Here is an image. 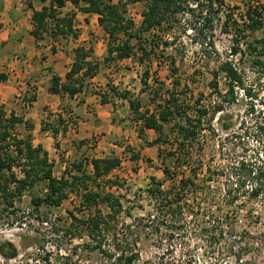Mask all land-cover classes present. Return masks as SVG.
Wrapping results in <instances>:
<instances>
[{"label": "trees", "instance_id": "16d2710c", "mask_svg": "<svg viewBox=\"0 0 264 264\" xmlns=\"http://www.w3.org/2000/svg\"><path fill=\"white\" fill-rule=\"evenodd\" d=\"M66 1L83 12L98 14V24L107 35L104 63L112 61L116 64V61L126 58L137 59L139 63L151 62V57L161 61L162 57H166L164 55L168 48L174 46L175 53L181 52V48L185 49L180 44V38L190 36L189 40L196 50L193 52L198 58V68L194 69V74L204 71L202 68H207L213 59L216 61L214 67L207 69L210 74L207 85L215 95L201 102V94L193 100L192 105L185 106L188 98L182 94H187L186 91H176L180 87L190 91L188 81L177 73L176 59L170 55V89H167V97L162 99L158 97V89H153L149 102L155 103L154 110L144 107V101L134 93L110 84L100 93L102 103L112 102V97L127 101L128 118L138 126L137 134L143 141L142 145L157 146L158 156L163 154L161 144L168 143L170 138V150L165 154L170 158L171 165L162 167L164 179L151 176L145 189L151 210L140 216L126 211V216L131 219L128 223L122 217L124 206L120 195L112 190L118 181L110 178V173L121 165L118 155L112 153L104 157L74 160L57 177L53 173L54 162L48 152L41 144L34 145L32 142L29 130L33 123L13 111L7 114L0 106V225H11L18 217L25 220L19 214L17 202L30 191L31 208L26 211L29 219L26 222L18 221V224L27 227L26 230L30 232V235L22 238L30 241V246L38 247V250L44 251V243L40 244L38 236L46 230L53 235H68L70 239L85 236L87 242L82 246L98 251L99 261L96 264H140L137 246L143 237L164 243L167 253H172L178 243L180 254L176 264H193L190 259L193 238L196 243H201L203 255L218 247L222 241L227 244V249H233L236 239L224 238V235L234 230V215L250 199L260 197L264 200V157L258 149L264 144V116L248 122L241 119L235 126L236 120L226 112V106L234 102L239 92L252 100L246 106V113L255 111L253 102L258 95L245 79V68L254 67L264 72V37L248 39L247 33H254L262 27L263 6L247 4L239 24L223 9L224 0H50L41 9H32L31 34L34 37H78L79 32L74 27L75 13L62 11ZM137 2L143 4L138 24L127 14L128 6ZM221 12L225 17L221 29L230 34L232 43L231 57L225 58L216 51L213 38L214 25L219 21ZM120 34L124 37H120ZM74 51L75 60L66 72V80L62 82L54 75L51 92L72 96L96 75L99 61L92 55V48L76 47ZM237 54H240L239 59L247 56L249 62L246 67L234 61ZM5 78L6 75L0 73V80ZM148 80L149 69L146 68L140 80L144 85L141 92L147 89ZM260 108L263 109L259 111L263 110L264 113V107ZM213 119L218 121L222 132L234 130L235 127L242 129L246 127L245 123L251 124L257 143L253 157H240L224 167L208 164L204 168L200 156V136L204 130L214 132ZM20 124L24 125L26 133L21 134L16 130ZM168 124L170 126L166 130ZM146 129H152L157 136L148 141L145 138ZM55 132L56 129L54 136ZM55 144L57 146L58 143ZM138 156V152L132 154L133 159ZM37 185L44 187V195L31 192ZM70 191L80 193V204L90 210L89 215L86 219H80L68 211L71 221L67 226L60 223L58 226L41 208L59 206ZM239 199H242L240 203ZM101 204L105 205L106 212L100 209ZM245 211L252 213L249 207ZM62 227L66 229L62 230ZM238 240L243 241L240 237ZM249 245L250 242L245 241L243 246L249 248ZM17 254L18 249L14 244L7 239L0 241V256L11 259ZM240 254L235 256V261L242 262ZM31 262L37 264L38 259H31Z\"/></svg>", "mask_w": 264, "mask_h": 264}, {"label": "rangeland", "instance_id": "374dc122", "mask_svg": "<svg viewBox=\"0 0 264 264\" xmlns=\"http://www.w3.org/2000/svg\"><path fill=\"white\" fill-rule=\"evenodd\" d=\"M247 4L259 7L263 6V25L254 33L245 32L248 35V39H252L253 37H264V0H224L223 9L227 11L230 16H233L240 24L244 17ZM68 5L70 6L69 3ZM142 7L143 4L141 2H137L129 5L127 8L128 16L133 19L136 24L140 21V11ZM224 18V13L221 12L219 21H216L214 25L213 37L216 51L222 58L231 55L230 46L232 44L230 34L225 33L223 28L221 29ZM98 35H101V32H99ZM105 37H107V35ZM120 37H124V35L120 34ZM154 39L157 41L156 37H154ZM189 39L190 36L183 35L180 38V44H183L185 49L181 48V52L175 53L173 48L174 46L168 48V50H166V55H164L166 57H162L161 61L157 57H151V62L145 61L143 63H139V61L134 58H127L120 61L118 60L116 61V64L112 61H107L105 64L108 65L109 69H111V73L113 74L110 78L111 82L109 84L116 86L119 89L128 90L134 93L144 101V107L149 110H154L156 108L155 103L149 102V97L152 96L153 89H158L157 94L161 99L163 97H167V89H170L171 78L169 76L168 68V55H170V57H175L176 59V65L179 69L177 73L182 79H186L188 81L190 91L188 89H184V87H180L176 91V93L181 92L182 90L186 91L187 94H182L183 97L188 98V102L184 103L185 106L192 105L193 100L201 94V102L206 100L208 101V99L215 95L210 92L211 89L207 85L210 79L208 71L216 65V61H213V59L207 68H202L204 71L195 72L194 74V69L198 68L196 65L198 58L193 52L196 51L195 45L191 43ZM134 41L135 39L131 40L132 43ZM105 55L106 52L103 57ZM239 56L240 54H237L236 57L234 56V61L238 65L246 67L249 62L247 56L243 55L242 59H239ZM101 61L104 63L103 58ZM146 68L149 69V80L147 89L144 92H141V87L144 85L141 84L140 80ZM207 69L209 70L207 71ZM245 70V79L255 88L258 96L253 102L255 105V111L253 113H246V106L249 105L252 100H250V98H245L240 92L234 102L226 106V112L236 120L235 126H237L236 124H238L241 119H246L248 122L250 119L251 121H255L256 119H260L264 116L263 110L259 111V109H263L260 108L261 106L264 107L262 105V101H264V72L254 67H246ZM101 75H105V73ZM155 79H157V81ZM221 87L224 88L222 83ZM116 99L120 100V98L117 97ZM122 100L124 99H121V101ZM245 125V129L235 127L234 130L232 129L228 132H222L219 128L218 121L213 119L212 127L214 128V132L204 130L200 136L199 147L202 148V155L200 154V156L204 163V168H206L208 164L212 167H224L233 163L240 157H250V155L253 157L255 154L253 150L254 148L256 149L257 143L253 138L251 124L245 123ZM169 126L170 124L165 127L166 130ZM234 131L239 132V134ZM137 136L138 134L136 128L132 134H130V132L120 134L117 136L118 138L113 137L109 140L104 139L103 143L104 147H109L107 141L112 142L113 145L110 146L111 149L109 150V153H114L121 159L120 167L110 173V178L117 179L118 181L117 185L112 187V190L117 195H120L124 206L122 217L127 223L131 221V219L126 216V211H130V213L134 216H140L151 210L150 198L145 192L146 187L149 185L150 177L155 176L158 179H164L162 167H170L171 165L170 158L165 154L168 150H170V138L168 143L161 144L163 154L158 156L157 146L145 148L141 147L143 141ZM156 136L157 133L153 130L145 133V138L148 141L153 140ZM100 138L101 137L99 135H95L87 138L86 140H82L85 141V146L82 149L84 153H82L79 158H89ZM258 149L264 157V144L263 146H259ZM63 152V154L60 152L59 155L54 157L56 162H54L53 165V173L57 177L62 174L65 167H68L72 161L78 160L76 157L74 159L72 153ZM137 152L139 153L138 158L133 159L132 154ZM189 165H191L190 162ZM17 172L20 174L18 169ZM221 181H223V178ZM165 185L167 186L168 183L166 182ZM31 192L44 195L45 190L42 185H37L31 190ZM79 194L80 193L76 191H70L68 197L64 199L59 206L54 208L42 207L41 209L44 212H47L51 221L56 222L58 226L59 223L63 226H67L71 221L68 211H72L80 219H86L90 210L81 206V197ZM241 200L239 199L238 202L240 203ZM17 205L19 207V214L25 217V220L18 217L11 225H6V223L0 225V241L3 239L10 241L18 249V254L15 258L11 259H4L0 256V264H25L26 262L32 264L31 259L32 261H34V259H38L37 264H96L99 261V254L97 250L92 251L89 250V248L82 246L83 243L87 242V238L85 236L82 238L77 237L70 239L68 235H53L49 232V230H46L38 236L40 244L44 243V251L41 249L38 250V247L30 246L32 245L30 241H26V239L22 238V236L28 235L30 232L26 230L27 227H22L18 224V221L26 222V219H29L26 211L31 208L30 191L26 192L20 198ZM263 206L264 200L260 197L250 199L244 206L241 205V211L234 215V230L232 233H225L224 235V238H235L237 241L235 243V247L231 250L227 249V244L222 241L218 244V247L210 249L206 255H203V247L201 246V243H196V239L193 238L191 241L193 246L190 251V259L193 261V264H264ZM246 207H249L250 210H252V213H246ZM100 209L103 212H106L104 204L100 205ZM79 228L82 229L81 226H79ZM61 229L63 230L66 228L62 227ZM31 236H33V233H31ZM43 237L44 240H41ZM239 237L243 239L242 242H239ZM245 241L250 242L249 248H245V246H243ZM138 242L139 246H137V249H139L140 253V264L177 263L176 261L178 260V256L180 254V247L178 243H176L173 247L172 253H167L165 251L166 245L164 243L154 241L152 238L143 237L142 240H139ZM238 253H241L240 258L242 262H237L234 259Z\"/></svg>", "mask_w": 264, "mask_h": 264}, {"label": "crops", "instance_id": "0c3cea01", "mask_svg": "<svg viewBox=\"0 0 264 264\" xmlns=\"http://www.w3.org/2000/svg\"><path fill=\"white\" fill-rule=\"evenodd\" d=\"M49 1L0 0V73L6 75L0 80V106L7 114L13 111L33 123L29 130L33 144H41L53 162L63 151L72 153L74 159H81L85 146L82 140L95 135L102 139L97 141L90 157H104L110 154L113 145L107 141L109 147H104V139L127 132L132 134L137 128L128 118L130 113L125 100L112 97V102H101L100 93L106 90L113 75L101 61L106 52V34L98 24V14L83 12L66 1L62 11L75 13L78 37H34L31 34L32 9L39 10ZM76 47H91L92 55L99 61V70L87 86L72 96L51 92L54 75L62 82L66 80V72L75 60ZM23 127L20 124L16 130L24 134ZM151 130L146 129L145 133Z\"/></svg>", "mask_w": 264, "mask_h": 264}]
</instances>
